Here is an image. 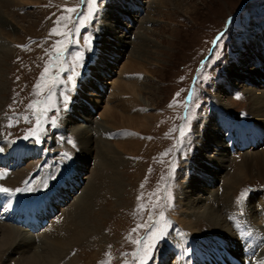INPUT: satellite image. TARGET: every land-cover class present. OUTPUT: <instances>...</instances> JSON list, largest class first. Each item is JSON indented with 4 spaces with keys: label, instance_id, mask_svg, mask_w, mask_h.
Returning <instances> with one entry per match:
<instances>
[{
    "label": "rangeland",
    "instance_id": "obj_1",
    "mask_svg": "<svg viewBox=\"0 0 264 264\" xmlns=\"http://www.w3.org/2000/svg\"><path fill=\"white\" fill-rule=\"evenodd\" d=\"M14 1L0 0V32H3L0 33V44L4 43L7 47L3 50L7 52V59L0 64L7 82L5 99L0 104V159L20 161L15 167L0 162V188L9 190L0 191V199L4 193L10 194L12 204L18 205L19 200L39 201L59 181L64 182L71 171L78 170L82 154L80 137L68 131L64 120L68 116L82 114L73 108L83 104L81 102L86 98L78 95L87 92L85 84L89 80L85 78L87 74H93L90 68L94 63L92 54L96 44L103 43L102 36L112 38V33L104 32V24L108 22L114 31L129 36L126 38L129 42L122 47V51L113 50L112 54L117 58H110L112 68L106 70L104 66L103 79L94 76L105 84L104 92L86 100L96 102L94 105L89 103L97 109L96 115L105 112L108 105L114 107L118 101L125 104L126 100L130 101L132 98L128 95L116 91L118 96H115L110 89L117 83H124L123 65L134 58L131 57L134 50L141 49L144 43L141 51L145 52V58L140 61L142 64L136 65L140 72L133 78H138L137 87L142 89L137 98L146 104L143 109L136 108L134 103H131L133 106L126 105L130 113L136 108L146 116L151 115V118L146 125L137 126L140 130H122V127L120 132L118 127L107 132L98 130L95 124L93 143L101 145L103 140L114 143V149L121 150L119 153L122 156L110 161L94 152L90 155L86 168L81 171L83 182L78 185L80 193L59 208L61 212L54 220L63 224L73 220L78 208L72 204L92 180L96 186L91 188L98 187L94 191L98 196L88 198L93 211H101L103 215L97 217L101 226L98 233L88 235L82 243L70 248L59 262L163 264L162 258L168 254L166 264H191L189 256L201 246L215 247L213 243L216 238L222 239V231L203 219L196 227H190L189 221H196L195 214L190 212L195 207L189 210L183 205L187 198L184 195L188 194L184 192L196 174V157L200 152L202 136L209 128L224 130L219 120L221 114L226 116L223 128L229 129L232 136L239 135L248 140L247 136L264 132L255 124L247 95L239 87L244 84L260 89L264 85L258 79L264 77L260 59H264V0H173L174 4L168 2L164 7L155 6V3L151 6L152 0H146L150 2L149 6L144 3L145 12L134 14L135 18L129 16L132 0ZM143 2L145 0H137L139 4L136 7L141 4L143 9ZM67 8H74L75 11L69 13ZM1 22L4 24L2 27ZM53 29L61 34H55ZM146 34L149 39L144 42L142 37ZM98 68L103 67L99 65ZM255 68H262L263 72L253 78L249 72ZM81 77L84 84L80 81ZM230 82L234 87L230 86ZM37 84L41 85L39 89ZM90 91L96 92L88 89ZM222 101L229 102V105H224ZM115 109L120 112L117 107ZM120 113L125 114L122 110ZM95 118L107 124L108 120L101 115ZM143 122L145 124L146 121ZM122 132L137 137L138 147L128 151L132 154H123L125 147L118 145ZM221 136L223 139L224 136ZM23 147L36 152L24 157L20 152ZM254 149L262 152L264 148H247V152L254 155L257 152ZM247 152L229 153L221 173L215 179L206 176V181L213 182L212 188L208 186L207 189H217L222 197L224 182L237 170L244 159L241 155ZM100 162L102 167L98 168ZM260 173L254 171L248 178L245 177L234 194L230 193L233 204L224 214L232 230L226 235L238 232L239 225L244 223L242 220L253 215L256 221L264 224V212L262 214L258 210L262 205L259 198L264 196V176ZM108 174L110 179L123 177L124 189L118 196L109 178H105ZM206 178L201 177V180ZM201 185L204 186V182ZM16 189L23 191L17 192ZM207 189L194 190V197L205 195ZM116 202H119L118 207L113 205ZM209 204L216 210L220 206L225 209L223 204L215 201H209ZM200 205L204 203H198L196 208ZM236 206L239 210H234ZM255 206L257 210H253ZM2 222L12 224L6 219ZM40 235H36V242L31 243V251L41 245ZM212 235L217 236L210 237ZM233 239L236 240L235 246L243 247L241 234ZM18 256L12 257L17 259ZM11 262L7 258L5 264Z\"/></svg>",
    "mask_w": 264,
    "mask_h": 264
},
{
    "label": "bare ground",
    "instance_id": "obj_2",
    "mask_svg": "<svg viewBox=\"0 0 264 264\" xmlns=\"http://www.w3.org/2000/svg\"><path fill=\"white\" fill-rule=\"evenodd\" d=\"M12 1H14V0H12ZM14 2H17V1L15 0ZM168 2H171L172 4H174L173 0H152L151 6H153L152 3H155V6H158V7L163 6L164 7ZM144 3H146L147 5H148V3L150 4V2H146V0H145V2H143L144 7L142 9L141 4L139 5V7H136V5L139 4V3H137V0H134V1L132 0L131 6H130L132 10L129 12V16H133L136 13H138V14L144 13L145 12L144 8L146 5V4L144 5ZM17 5H18V3H17ZM136 8H137V10H136ZM140 9H142V10H140ZM133 18H135V16H133ZM1 24H2V22H1ZM3 25L4 24H2L1 27ZM104 27H105L104 32L105 33H112V35H111L112 38H110L109 36H108V38L105 36H102L103 40H101V42L103 41V43H101V45L99 43L96 44L97 48L94 50V52L92 54V55H94L93 59H92L94 61V63L91 66L92 68H90L91 71H93V74H92L93 77H91L92 76L91 74H89V75L87 74V76L85 78L86 81H87V79L89 80L88 83L85 84L88 87V89L89 90L90 89L96 90V92L95 91L94 92L93 91L88 92V89H86L87 92L85 91L86 93L84 94V91L81 89L83 92H81L82 94L78 95L79 97H86V98L90 97L91 99H93L94 96H99L100 94H102L101 92H104L105 84L98 81V78L96 79L94 76H98V77L103 79V77H101V76H104L105 69L107 70L109 67L112 68V66H113L110 58H112V57L114 58L115 56L117 58V55L112 54L113 50L115 49L114 50L115 52L117 51V49L122 51L123 50L122 47H124L125 44L127 42H129V41H126L127 40L126 38H128L129 36H127V35L124 36V35L119 34V31H114L112 26H109L108 22H105ZM1 34H3V32ZM1 34H0V37H1ZM142 38H143L144 42L146 41V39H149L147 34H146V36H144ZM110 40H111V42H110ZM143 44H141V49L143 48ZM4 45H6V44H4V43L0 44V49L2 48V50H0V64L2 63V61L7 56V52L6 53L3 52V50H7V47H4ZM102 47L104 48L105 51L102 49ZM137 47H140V46L137 45ZM141 49L137 48L136 50H134V52L131 56L134 58H132V59L130 58L131 59L130 62L128 61V63L126 65H123V68H122L123 73L122 74H124V83L121 82V83L115 84L110 89V93H114L115 96H118V95H116V91H118V94L128 95L132 99L130 101L126 100V104L129 105L131 103H134L135 104L134 106L136 108L143 109V107H144L143 105L146 103H144V100H139L141 98H137V97H140V92L142 91V89L137 87V84L139 81L138 78H133L136 73L140 72L139 69H136V67L139 64H142V62H140V61H143L145 58L144 57L145 52L143 53L141 51ZM115 52H114V54H116ZM110 53H111V55H110ZM8 56H9V54H8ZM109 56H111V57H109ZM260 59L263 63L262 65L264 68V59L263 58H260ZM92 60L90 59V62ZM90 62L88 63L87 66L90 65ZM242 64H245V61L244 62L242 61ZM99 65L102 66L103 68H101V69L98 68ZM104 66H105V69H104ZM237 66L238 65H236V68H237ZM139 67H141V66H139ZM86 69H88V67ZM261 69L255 68L253 71H251L249 73H251V76L254 78L255 75H261V73L263 72V70H261ZM2 72L3 71L0 68V104L2 102H4V99H5L4 94L6 95V90H7L6 89L7 82L4 80L5 77H4ZM87 77H89V78H87ZM246 78H248L251 82L253 81L252 83H254V84L256 83L255 80L252 79L251 77H246ZM258 79L261 80V83H264V81H263L264 77L258 78ZM83 80H84V78H82L80 80V81H82V84H84ZM99 83H101L100 86H98ZM257 83H259L258 80H257ZM243 85L242 86L239 85V87L242 88L247 95L246 99L249 101L250 111L253 112L254 117H255L254 122L256 125L260 126L261 130L264 131V85L262 84V86H260L261 87L260 89L250 87L247 85L243 86ZM230 86L234 87V84L230 82ZM143 89H145V88L143 87ZM88 93H91V94H88ZM86 98L81 102L83 104L76 105L73 108L75 110V112H78V111L82 112L81 115L79 114L80 116H77L78 114L76 115L74 112L75 116H77L79 118H77L75 116H68V118H66L64 120L65 121L64 123H66L65 125H67L69 128L68 131L71 133L73 132L72 134H74V135L78 134V137H80L79 143L81 145V153L82 154L79 158L80 163H79V167H78V171H79V174L77 173L78 175H81L83 170L86 168V166L88 164V160L90 158V155L93 154V152L95 154H97L98 157H103L104 159H108V160H110L111 158H113L112 160H115V158H117V157L120 158L122 156L119 153V152H121V150L118 151L117 149H114L115 148L114 143H111L107 140H103L101 145L98 144L99 142L97 144L93 143L92 137H93V133H94L93 131L96 130L95 124L98 126V130H103V131H107V132L111 128L118 129V127H119L118 130H120V128H122V127H124L122 130H126L127 128L130 130H134V129L140 130L139 128H137V126L146 125L149 122L148 118L151 116V115L146 116L144 113L139 111L140 109L138 111L135 110L136 108L133 110L136 112L132 111V113H130L129 109H127V105L125 104L124 101H120V102L118 101V103H116L114 107H112V106L110 107V105H108L105 112H102L101 114L99 113L96 115L97 109L93 108V105H94L93 103L96 104V102H91L89 100H86ZM89 103H92L93 105H91ZM85 104H87V106ZM223 104L229 105V102L228 103L223 102ZM97 107H98V105H97ZM115 107H117L120 110V112L122 110L126 115L122 114L120 112H117ZM89 108H91V109H89ZM94 111H96V112L94 113ZM93 113H94L95 117H99L101 115V118H104L105 120L107 119L108 121H106V123L107 124L109 123V124L107 125V124L101 123L100 120H98L97 118L94 117ZM82 115H84V116H82ZM221 115H222V118L219 120L221 121L222 129H224L223 127L226 125V121H225L226 116L224 114H221ZM75 119H76V123H75ZM143 121H146L145 124ZM217 129H218L217 127L215 129L209 128L208 131L205 132V134L202 136V140H201L202 142H200V143H202V145L200 147L199 155L196 157L197 163L195 162L197 164L196 165V168H197L196 174H194L192 176V181L189 184V186H187L188 188L184 192V194L186 192H188V194L184 195V197L186 196L187 198L183 202V205L187 209H189L191 207L192 208L195 207L194 210L189 209L190 212L192 211L195 214L194 217H196L195 218L196 221L192 220V221H189V223L187 222L189 225H191L190 226L191 228L196 227L198 222L202 219H203V221L204 220L209 221L210 224L213 225V227H216L217 229L222 231L221 232L223 234L221 236L222 238L228 239L231 243H234L236 240H234L233 238L234 237L236 238V236L241 234V233H239L240 225L238 227V232H234V233H232V235H226V232L228 233V231H231L232 229L230 227V223L228 222L226 215L224 214V211L229 210L232 207V204H233L232 197L233 196L232 195L230 196V193L234 194L235 190L238 187H240L241 184L244 182L245 177L248 178V176L252 175L254 173V171H259V172H261L260 174L262 176H264V149L262 152L257 151L258 150L257 148H264V142H263L264 132L256 133V136H254V138H253V139H256L257 136L259 135L257 138V143H256L257 146L254 147L257 149V150L254 149L257 152H254V155H252V154L250 155L249 154L250 152L249 153L247 152L249 150L241 151L240 147L243 144L240 143L241 145L238 147V150H240V151H238V152H240V153L247 152V153L241 155V157L244 156L243 161H240L241 163L238 166L237 170L232 174V176H230L227 179L226 182H224V194L221 197V196H219V194H218L219 192L217 191V189H212V190L207 189L208 186L210 188H212L213 182H212V180L206 181L207 180L206 176H211L210 179H215L216 175H218V173H221L222 169L224 168V163L227 162V160H228V156H229L228 154H229V150H230L229 148L230 147L233 148L235 145H237L236 140H237L239 135L237 137L232 136L229 129H226V128L224 130L220 129V131ZM122 130H120V132ZM98 132H100V131H97V133ZM123 133L124 132H122V134ZM221 134L224 136V138H223L224 140L222 139ZM125 136H130V137H125ZM247 138H249V137H247ZM118 140L120 142V143H118V145L122 148L125 147L123 154H125V152L132 154V152H128V151L134 147H138V145H139L137 137H135L133 134H131V135L123 134V137H120ZM224 141H225V143H224ZM241 141H242V138H241ZM214 146H216V147H214ZM213 148H215V151L212 152ZM22 151H24L23 156L32 155L31 151H28V149H26V150L23 149ZM210 152L212 154L208 155V153H210ZM13 157H14V155H13ZM19 161H20V159H14L13 162L10 163V166L11 167L17 166L19 164ZM198 161H199V164H198ZM6 162H9L7 158L5 159V163ZM238 164H239V162H238ZM105 165H106V163H105ZM101 167H102V163L100 162V164H98V168H101ZM113 169H115V167ZM96 172H97V170H96ZM201 177L206 178L205 181L201 180ZM105 178L108 179L109 174H108V176L105 175ZM81 179H82V177H81ZM109 181H111L110 183H112V185L114 187V193L116 196H118V194L123 192L124 185H125V183L123 181V177H118V178L113 177L112 179L109 178ZM202 182H204V184L206 186L201 185ZM107 185H104L105 189H107ZM92 186H96V185L94 184V181L91 180V181H89V183L86 184L85 190H83V193H85V194L82 193L81 194L82 196L81 195L77 196L76 201L72 204V205H76L75 208L76 207L78 208L77 212H76V216L73 218V220H71L67 224L66 223L63 224L62 222H58V223H53L52 225L47 227L46 228L47 231L43 232L44 234L40 235V237L42 239L41 245L40 244L37 245L36 248L32 251L30 250L32 248L31 243H33L34 241L36 242V239H35L36 235L35 234H28V233H26L27 232L26 230H25L26 232L24 231V229L21 230V228L19 226L16 227L12 224H8L6 222H1L0 223V264H5L7 258H10V260L12 261L11 262L12 264H60L59 261L62 260L67 255L70 248H72L73 246H76L77 244H79V242L82 243L85 239H87L89 237L88 235H91L92 233H96L97 231H99L101 225L98 224L99 219H97V217L101 218L100 216L102 214H100L101 211L100 212H94L93 211V209L91 208L90 200L88 198V197L92 198L95 195L98 196L96 192L94 193V191L96 189H98V187L91 188ZM72 187H74V189ZM110 187L111 186H109L108 188L110 189ZM89 189H90V192H89ZM199 189H200V191H202V189H203V191H204V189L205 190L207 189L208 192L206 191L205 195L201 194V195H198L197 197H194V195H193L194 190H199ZM78 191H79L78 186H76V187L70 186V188H68L67 190H64L62 192V196L65 199H67L68 196L72 194V192L78 193ZM259 199H260V204H262V205H261V207H258V210L260 211V213L263 214V212H264V196L260 197ZM204 201H208V203L205 204ZM209 201H215L219 205L223 204L225 206V209H224V207L220 206L216 210L212 205L209 204ZM201 202H203L204 205H200L199 207L197 206V208H196V205H198V203H201ZM118 203L119 202H116L113 205L118 207L117 206ZM83 208H84V210H83ZM235 209L239 210V207L236 206V208H234V210ZM105 210H107V209H105ZM253 210H257L256 206L254 207ZM231 213L234 214V212H231ZM238 213H240V212H238ZM252 218H254V215ZM252 218L249 219L250 225L252 227H254L253 231L256 232L257 228H261V227H263V225H261L258 222V220L256 221L255 218L254 219H252ZM256 218H258V217H256ZM74 219L76 221H74ZM0 221H2V220H0ZM263 222H264V219H263ZM260 230L261 229H259V231ZM262 230L264 231L263 228H262ZM253 231H252L251 235L253 234ZM233 235H234V237H233ZM214 236H217V235H212L210 237H214ZM217 239H219V238H216L215 240H217ZM88 242H89V240H88ZM199 242H201V240H199ZM203 243H205V242H203ZM217 243H219V242H216L215 244H217ZM207 244H209V243H207ZM223 247H224V245L217 244L216 248L214 250L217 251L216 249H219V250L221 249V250H224L225 252L228 253V251H226L227 247L226 248H223ZM36 249H38V253L36 252ZM14 255H19V256L16 259V257H14V258L12 257ZM167 256H168V254L163 256L164 257L163 264L167 263ZM189 258L192 260L191 264H203V262L201 260H198L197 256H195L194 254H191L189 256ZM255 264H264V246H263L262 250H260L258 252V256L255 259Z\"/></svg>",
    "mask_w": 264,
    "mask_h": 264
},
{
    "label": "snow or ice",
    "instance_id": "obj_3",
    "mask_svg": "<svg viewBox=\"0 0 264 264\" xmlns=\"http://www.w3.org/2000/svg\"><path fill=\"white\" fill-rule=\"evenodd\" d=\"M66 11L67 12H69V13H71V12H74L75 11V9L74 8H67L66 9ZM69 17H64V19H68ZM53 32L55 33V34H61V33H59V32H57V30L56 29H53ZM65 35H66V33H65ZM59 43V42H58ZM48 72V68H46L45 69V73H47ZM42 79H43V74H42ZM36 87L39 89L40 87H41V85L40 84H37L36 85ZM237 98H239V97H237ZM29 107H32V105H29ZM38 124H39V119H38ZM27 138V137H26ZM27 183V182H26ZM0 191H4V192H7V191H9L8 189H4V188H0ZM16 191L17 192H19V191H23V189H16ZM243 196H244V194L242 193L241 194V199H243ZM142 207V206H141ZM133 231H135V229L133 230ZM138 243V242H137ZM135 255V254H134Z\"/></svg>",
    "mask_w": 264,
    "mask_h": 264
}]
</instances>
